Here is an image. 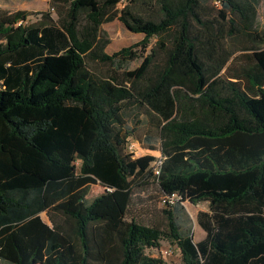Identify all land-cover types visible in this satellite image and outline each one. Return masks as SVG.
Segmentation results:
<instances>
[{
  "label": "trees",
  "instance_id": "trees-1",
  "mask_svg": "<svg viewBox=\"0 0 264 264\" xmlns=\"http://www.w3.org/2000/svg\"><path fill=\"white\" fill-rule=\"evenodd\" d=\"M133 2L48 0L33 22L34 13L0 10V264H164L145 254L161 241L177 247L181 264H264L258 0H214L221 10L211 21L200 0H147L157 12L145 15ZM232 17L250 43L233 69L238 59L221 47ZM116 19L143 38L108 54L102 26ZM89 64L110 68L101 74ZM131 107L158 130L157 175L153 156L127 151ZM151 180L160 201L180 199L159 201L164 223L128 221L132 189ZM95 185L103 193L88 199ZM186 201L208 205L197 213L204 235L195 241Z\"/></svg>",
  "mask_w": 264,
  "mask_h": 264
},
{
  "label": "rangeland",
  "instance_id": "rangeland-1",
  "mask_svg": "<svg viewBox=\"0 0 264 264\" xmlns=\"http://www.w3.org/2000/svg\"><path fill=\"white\" fill-rule=\"evenodd\" d=\"M144 2H147V0H135V2L131 3L130 6L135 12L142 15H145V11L149 12L152 10L157 12L156 6L149 8ZM125 4L126 3L124 1H120V3H118L116 6L115 11L119 12L125 6ZM200 4L205 10V13L202 14V18L204 20H219L218 12L221 9H218V7L215 6L214 0H200ZM48 7V0H0L1 11L8 13L17 11L34 13V15L26 19L28 22L35 21L37 19L36 13L47 11ZM52 14H54L53 11ZM232 19L235 22L233 33L229 36L226 35L229 33L232 27L229 25V23H224L223 31L225 34L223 35V40H221V47L223 52L232 53L231 58L236 57V60L238 59L236 63L234 61L230 64V68L233 69L239 66V64L245 62L243 57H241L243 56L242 52H244L246 47H250V43L245 40L242 35L243 32L239 30L240 23L238 19L236 17H232ZM253 27H255L257 31L264 29V0H258L256 19ZM102 30L105 32L107 38L110 41L109 45L106 47V52L108 54L117 52L121 48L131 46L143 38L142 35L133 34L128 31L117 19L110 23L104 24L102 26ZM153 42L154 40H151V44ZM139 63L140 60L130 62L128 69L132 70L136 68ZM89 66L92 70L101 74L107 73L110 68L100 64H89ZM123 117L126 124L125 131L127 129L131 134V136L127 138L126 146L129 144H134L136 147V150L133 152L134 158L144 155H151L156 161H158L161 156L159 151L158 130L149 118L147 112L143 108L131 107L124 111ZM149 146H153L155 150L152 152L149 151ZM101 193H103L102 187L98 185L90 186L87 198H94ZM160 197L161 192L156 183L152 180L147 185L134 187L132 189V196L126 214V219L128 221L133 220L138 224L146 226L164 223V217L162 214V210L164 208L159 203ZM183 207L184 213L189 220L188 224L192 229L194 241L202 238L204 233L197 225L196 216L198 212H206L208 210L207 203L201 202L193 205L186 201L183 204ZM40 216L46 224L52 226L45 213H41ZM55 220L60 224L64 231L69 233L71 225L67 223L63 217L57 216L55 217ZM165 250H170L172 255L164 256L162 251ZM145 254L152 258L161 260L164 264H181L179 250L174 244H170L166 241H161L158 248L147 249ZM33 264L41 263L34 262Z\"/></svg>",
  "mask_w": 264,
  "mask_h": 264
},
{
  "label": "built area",
  "instance_id": "built-area-1",
  "mask_svg": "<svg viewBox=\"0 0 264 264\" xmlns=\"http://www.w3.org/2000/svg\"><path fill=\"white\" fill-rule=\"evenodd\" d=\"M21 22H19L18 24H20ZM136 150V147H135V145L134 144H129L128 146H127V151L129 152V153H132L133 154V152ZM160 159H161V156H160V158H159V160L158 161H155L154 162V173L157 175L158 174V168H157V165L159 164V161H160ZM180 198H179V196L177 195V194H172V195H170V196H167V197H163L162 199H161V201H160V203H161V205L162 206H172L177 200H179ZM162 254L164 255V256H170V255H172V252L170 251V250H165V251H162Z\"/></svg>",
  "mask_w": 264,
  "mask_h": 264
},
{
  "label": "crops",
  "instance_id": "crops-1",
  "mask_svg": "<svg viewBox=\"0 0 264 264\" xmlns=\"http://www.w3.org/2000/svg\"><path fill=\"white\" fill-rule=\"evenodd\" d=\"M203 237V236H202Z\"/></svg>",
  "mask_w": 264,
  "mask_h": 264
}]
</instances>
